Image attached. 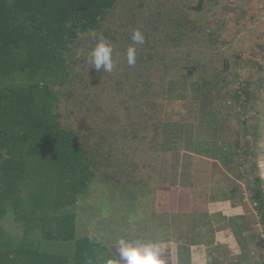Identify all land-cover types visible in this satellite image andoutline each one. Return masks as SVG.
Instances as JSON below:
<instances>
[{"label":"trees","instance_id":"1","mask_svg":"<svg viewBox=\"0 0 264 264\" xmlns=\"http://www.w3.org/2000/svg\"><path fill=\"white\" fill-rule=\"evenodd\" d=\"M205 7L206 0H0V264H105L119 238L159 242L166 264H223L225 249L237 256L233 264L242 256L248 264L239 231L250 216L239 187L210 196L200 213L148 206L163 180L196 188L194 157L231 174L241 165L243 138L229 132L218 70L202 66L208 33L197 18ZM134 30L145 43L130 66ZM101 38L114 45L110 73L88 63ZM164 157L173 163L163 167ZM256 182L255 222L264 226ZM88 216L105 218L98 234ZM137 224L144 229L135 234ZM175 227L188 236L176 237Z\"/></svg>","mask_w":264,"mask_h":264},{"label":"rangeland","instance_id":"2","mask_svg":"<svg viewBox=\"0 0 264 264\" xmlns=\"http://www.w3.org/2000/svg\"><path fill=\"white\" fill-rule=\"evenodd\" d=\"M194 1L196 0H190L191 3ZM197 19L202 27H206L208 33L203 42L205 47L202 48V52L205 60H202V66L218 70L221 101L226 104V110L231 112L227 122L230 126L229 132H238L243 138V148L241 152L239 151L241 165L231 174L216 163L194 157L191 171H195V174L191 176L197 194L191 197L187 191L171 188L172 186L163 180L165 187L157 191L155 199L149 201L148 206L152 212L160 210V213L168 210H190L191 206H194L193 213H200L207 210L210 202L214 200L210 196L216 199L221 194L225 195L229 189L239 187L237 196L241 197L250 216L247 224L240 226L242 228L239 231L248 242L246 258L248 264H264V248L255 244V241L264 240V226L255 222L256 218L257 220L259 218L254 213L255 202L251 200L257 190L258 178H261L259 186L264 191V127L263 130L260 129L258 123L259 118L264 117V0H206V7ZM174 54L181 55L177 51H174ZM173 58L172 54L165 60L168 63L173 61ZM243 86L245 88L242 92ZM243 96L247 100L243 101ZM222 106L220 103V108ZM241 117L244 123L240 121ZM245 117L250 119L247 121ZM248 142L251 147L246 148L245 144ZM165 160L166 157L162 159L163 167L173 163L171 158ZM98 194L100 196L99 190H96L90 195L91 201L95 204L98 202L95 201ZM88 209L91 215L95 214L98 208L88 206ZM115 210L108 209L112 213ZM103 220L104 217L93 220V216L92 219L88 216L87 228L98 234L104 224ZM142 229L144 228L137 224L131 230L138 231L135 233L137 234ZM186 230H178L175 227L173 234L183 239L188 236ZM209 241H214V238ZM223 255L226 258L223 264H233V260L237 257L236 255L230 257L226 249ZM242 257L245 264V258ZM214 258L217 260L219 254Z\"/></svg>","mask_w":264,"mask_h":264},{"label":"clouds","instance_id":"3","mask_svg":"<svg viewBox=\"0 0 264 264\" xmlns=\"http://www.w3.org/2000/svg\"><path fill=\"white\" fill-rule=\"evenodd\" d=\"M131 41L126 52L127 63L130 66L135 64L137 46L145 43V37L140 30H134ZM113 54L114 45L101 38L89 53L90 68L110 73L114 67ZM111 246H114L115 251L105 264H166L161 244L152 239L119 238Z\"/></svg>","mask_w":264,"mask_h":264},{"label":"crops","instance_id":"4","mask_svg":"<svg viewBox=\"0 0 264 264\" xmlns=\"http://www.w3.org/2000/svg\"><path fill=\"white\" fill-rule=\"evenodd\" d=\"M259 124H260V129H262L263 130V127H264V117H260L259 118V122H258ZM255 137V136H254ZM255 139H256V137H255ZM213 163H216V164H218L216 161H212ZM212 162H210V163H212ZM220 167H221V165L220 164H218ZM261 166V165H260ZM222 168V167H221ZM171 188H173V187H171ZM176 188H178V187H176ZM181 190H184V191H187V193L191 196V197H194L196 194H197V189L196 188H183V189H181ZM191 202H192V198H191ZM193 203V202H192ZM194 204V203H193ZM193 208V209H192ZM208 210V209H207ZM159 212H161L160 210H158ZM193 211H194V206H191V208H190V210H188V209H182V210H173V211H164V212H166L167 214L168 213H175V212H185V213H193Z\"/></svg>","mask_w":264,"mask_h":264},{"label":"built area","instance_id":"5","mask_svg":"<svg viewBox=\"0 0 264 264\" xmlns=\"http://www.w3.org/2000/svg\"><path fill=\"white\" fill-rule=\"evenodd\" d=\"M244 88H245V87L243 86V88H242V90H241L242 92H243ZM240 93H241V92L239 91V94H240ZM243 97H244L243 101H244V100H247V98H246L245 96H243ZM245 119H247V121H248V120L250 119V117H245ZM244 201H245V200H244ZM254 206H256V204H254Z\"/></svg>","mask_w":264,"mask_h":264}]
</instances>
